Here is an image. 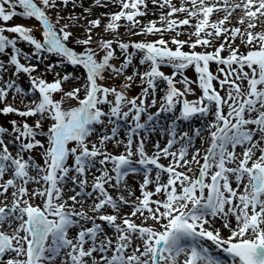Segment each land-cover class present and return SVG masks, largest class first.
Segmentation results:
<instances>
[{
  "label": "snow or ice",
  "instance_id": "1",
  "mask_svg": "<svg viewBox=\"0 0 264 264\" xmlns=\"http://www.w3.org/2000/svg\"><path fill=\"white\" fill-rule=\"evenodd\" d=\"M0 116V264H264V0H0Z\"/></svg>",
  "mask_w": 264,
  "mask_h": 264
},
{
  "label": "rangeland",
  "instance_id": "2",
  "mask_svg": "<svg viewBox=\"0 0 264 264\" xmlns=\"http://www.w3.org/2000/svg\"><path fill=\"white\" fill-rule=\"evenodd\" d=\"M156 17H153V16H149V17H146L145 19H155ZM15 22L16 23H22V24H34V23H37L36 21H34V20H32V21H29V20H27V19H24V18H16V20H15ZM121 31H123V30H121ZM125 38H127V37H125ZM150 39L152 38V37H149ZM181 38H183V37H181ZM132 39H140V37H132ZM22 47H24L25 48V51H29L30 49H28L26 46H24V45H21ZM73 69H72V67L71 66H68V68H67V71H72ZM165 71H169L168 69H165ZM189 75H192V73L189 71V73H188ZM49 79H51V76H49ZM189 98H191V97H189ZM2 120H4V117H2V116H0V121H2Z\"/></svg>",
  "mask_w": 264,
  "mask_h": 264
},
{
  "label": "bare ground",
  "instance_id": "3",
  "mask_svg": "<svg viewBox=\"0 0 264 264\" xmlns=\"http://www.w3.org/2000/svg\"><path fill=\"white\" fill-rule=\"evenodd\" d=\"M149 7H151V5H149ZM130 182L134 183V179L130 178Z\"/></svg>",
  "mask_w": 264,
  "mask_h": 264
}]
</instances>
